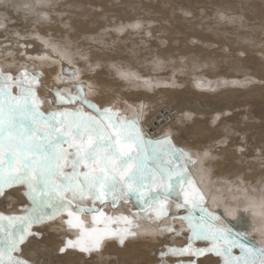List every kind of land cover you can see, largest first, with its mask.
<instances>
[{
    "label": "rangeland",
    "instance_id": "obj_1",
    "mask_svg": "<svg viewBox=\"0 0 264 264\" xmlns=\"http://www.w3.org/2000/svg\"><path fill=\"white\" fill-rule=\"evenodd\" d=\"M10 1L11 3L15 1L16 5H12ZM10 1L0 0V10H5L2 12L7 13L4 19H0V71L11 74L13 79L10 82V88L13 96L20 95V89L15 81L17 79L24 80L20 73L26 71L29 79L33 76L37 77L36 82L31 85L34 96L29 98V103L35 104L40 112L47 114L49 112L60 113L65 110L69 112L82 110L95 116V110L83 105L77 95L78 88L76 86L81 85L83 98L97 105L100 109L110 108L114 113L127 118L129 121L138 117L137 127L144 134L145 140H162L165 135H169L171 145L176 149L183 150L190 157L200 154L202 149L209 150L207 156L203 158L204 161L200 162L201 166L194 167L186 156L174 165V169L176 174H180L181 165H185L186 172L190 173V182L195 178L193 171H200L202 181H197V186L204 196L216 190L215 184L221 185L223 195L212 205L220 212L221 219L216 221L217 225L230 226L234 234H241L242 231L236 229L228 220L233 216L234 218L240 217L241 209L246 205V197L248 196L254 201H261L258 209L264 213V172L263 182L256 180L259 188L253 182L255 187H248V191L245 192L246 196L232 197L227 193L228 188H233L241 180L249 182L254 181L258 176L260 177L262 174L259 173V170H262L264 166V51L258 50L261 42H264V0H55L56 2L54 0H38L39 2L36 0L38 3L35 0ZM32 3L35 5L32 6ZM36 8L39 11H36ZM225 8L228 11L225 12L223 10ZM81 9H84V12L79 13ZM233 9V13L229 12ZM33 10H35L34 13ZM16 12H24L30 17L38 16L39 20H51V23L61 27V31L64 29L76 30V42L69 46L65 44L66 51L59 54L66 56L70 53L73 57L66 59L58 54H48L46 51H52L51 49L55 47L52 40H59L61 34L52 31L46 35L38 33V28L33 26L38 22L18 18ZM193 15L195 17L191 18ZM217 17H221L222 20ZM127 20L137 21V30H130L129 27H126L131 32L125 34V30H127L125 27L110 26ZM142 21H145L144 24L148 21L144 32H140L144 27ZM16 24L15 32L4 31L10 30L11 25ZM103 25H108V27H103ZM70 27H73L74 30L69 29ZM198 30L202 31L198 32ZM109 31L115 37L111 38L110 35L105 34ZM212 32H225L223 39L228 43V47H224L223 50L226 58H217L214 65H187L189 58L194 59V57L202 55L204 51H212L214 47L217 48L220 39L217 36H212ZM85 33L91 34L87 36ZM238 33L239 36H237ZM96 34H103V39L97 41L91 39V36H97ZM68 35L67 32H62L60 40H69ZM239 41L248 45L250 49L238 50L235 42ZM188 46L191 48L187 49ZM195 46L200 47V49L195 48ZM135 49L136 52H133ZM137 51L146 57V60L139 66L141 71L138 73H145L147 78H151L150 88H146L145 83H140L141 80L138 75L134 78L129 76L125 78L120 74L122 73L120 63L133 61ZM255 51L257 54L254 53ZM161 54L166 59L176 58V61L173 60L174 62H172L171 59L164 63L160 60L158 61L160 64L158 62L157 64L154 60ZM180 56L189 58L177 59ZM95 58H99V60ZM43 62H47L48 65ZM107 64L109 66L105 67ZM72 72H75V75H72ZM38 73L40 75L37 76ZM228 74L236 78L232 79L237 83L239 82V92L227 90L224 86L207 87L206 89L209 91L205 88L200 90L192 85L196 77L201 80H210L209 77L214 75L219 76L211 80L218 79L220 83H223L225 80L220 76ZM175 78L181 81H176ZM115 80L120 81V83L114 85ZM161 81H165L164 88H172L174 91H159ZM132 82L136 84L133 85L134 87H129V83ZM158 82L160 84H157ZM42 85H49L50 87L46 86L47 89L42 92ZM257 85L262 86L258 91L254 89ZM52 89L60 90L61 97L65 92L71 93L75 99L71 102H68L67 97L61 99ZM254 90L256 92H254L253 100L249 101L248 97L246 100L241 99L244 98L243 96H247L245 95L246 91L252 92ZM198 91H202L203 96L197 95ZM27 94L26 90L25 95ZM161 100L180 108L185 105V102H190L187 104L193 103L202 111L209 110L211 112L209 114L200 113L196 116L193 109L190 110V118L186 121V125L180 123L179 118L173 117L172 123L169 124L168 119L164 123L153 125L155 129L150 130V127L146 126V117L154 110L157 102L158 108H162L163 102H160ZM157 113L155 115H158ZM163 115L165 116V113ZM200 116L206 117L208 120L206 126L210 130L208 134L206 132L201 133V130L195 129L192 124L193 120ZM179 123L183 124L180 130L178 128ZM153 132L157 134H152ZM220 140L223 143H218ZM240 146V149H246L248 158H243L238 153L229 155L230 149ZM64 147L67 148L68 145L65 144ZM162 147L167 148L168 146ZM153 148L156 149L157 154H161V146L151 148L145 144L146 157L152 156ZM171 158V153H163L160 161L150 159L148 164L154 168L159 167ZM245 160L249 163L247 168L243 164ZM241 167L246 168L251 174L245 175ZM80 170L83 171L84 169L81 168ZM152 179L159 180L160 173L156 172ZM216 179L218 182H215ZM226 181L230 182L227 183ZM165 183H172V180L165 181ZM180 187L188 189V184L181 182ZM29 191L27 185L24 184L5 186L3 194H0V213L6 217L25 215V210L32 207L31 198L26 194ZM143 191L147 194V187ZM152 191H157L155 185H153ZM165 203L169 215L151 221L136 219L135 214L140 213L141 208L134 196L128 197L126 201L120 198L112 201L110 197L105 199L103 203L100 201L93 203L89 200L82 206L100 210L91 213H79L73 206L71 209L74 213L73 216H69L68 210H65L56 215L55 218L45 219L43 223L30 226L28 230L31 234L23 243L24 245L29 244V251H26L28 247L24 246L26 249L23 251V258L27 259L30 264H68L69 259H73L74 264L160 263L159 253L165 245L176 248L186 247L189 243L188 237L191 235L188 221L181 219V217L189 215V209H177L175 197ZM156 206L159 207V205ZM204 207L206 208L205 205ZM102 215L113 218L108 225L111 229L129 227L126 222L115 219L120 216H128L135 224H139V227L131 228V231H134L136 235H126L123 243L120 242L118 236H111L106 239L115 241L118 248L142 246L143 252L131 258L125 255L120 258L119 252L107 250L102 257H96L94 252L97 251L80 254L82 251L79 248L68 245V241L75 242L70 239L72 233L74 234L78 230L75 233L76 239L80 234L79 228L69 226L68 220L75 223L76 217H79L85 222L86 227H91L93 217L100 218ZM141 215L143 214L141 213ZM148 215L155 216V212L150 210ZM192 215L195 219L201 213L197 209ZM258 216L259 218L262 217L258 213L251 214L248 219L253 225L243 229L247 233L245 234L248 237L249 246L257 248L264 247V221H261L260 224ZM5 223L7 222L5 221ZM167 225H171L175 231H158L160 226ZM96 226L103 228L104 224L101 223ZM165 235H170L168 242L160 241V239H164ZM156 236L159 238L155 239ZM147 238H151V240H147ZM237 238L241 239L242 237L238 235ZM56 240L58 241L54 242ZM128 240H130L129 243H127ZM55 243L57 245L54 248ZM193 247L210 248L212 242L194 240ZM77 255H81L77 257L79 262L76 259ZM232 255L233 257H241V250L233 248ZM184 258L193 264H223V256L217 255L215 252H205L202 255L185 253L173 256L169 254L164 259L167 264H178Z\"/></svg>",
    "mask_w": 264,
    "mask_h": 264
},
{
    "label": "snow or ice",
    "instance_id": "obj_2",
    "mask_svg": "<svg viewBox=\"0 0 264 264\" xmlns=\"http://www.w3.org/2000/svg\"><path fill=\"white\" fill-rule=\"evenodd\" d=\"M20 75L24 80L15 81L20 95L13 96L11 74L0 71V194L5 186L27 185L30 191L26 194L31 198L32 207L27 208L23 216L6 217L0 213V264H30L23 258L21 244L31 234L28 229L32 224L55 218L65 210L73 216V206L79 213L100 211L82 206L89 200L103 203L110 197L112 201L117 198L126 201L130 196L140 204L141 212L135 214L136 219L151 221L168 216L165 202L173 197L177 209H189V215L181 217L188 221L189 243L183 248L165 245L159 253L160 264H167L164 258L169 254L202 255L205 252L223 256V264H257V261L264 264V247L249 246L246 234H234L230 226L217 225L216 221L221 217L204 207L205 198L199 190L180 187L181 182L190 183V173L186 172L185 165H181V173L176 174L174 165L186 156L189 162L192 161L187 153L171 145L169 135L162 140H145L137 127L138 117L129 121L110 108L100 109L83 98L81 85L76 86L77 95L83 105L95 110V116L82 110L40 112L35 104L29 103V98L34 96L31 85L37 77L29 79L26 71ZM52 91L61 99L67 97L68 102L75 99L71 93L65 92L61 97L60 90ZM145 144L161 146V154L153 148L152 156L146 157ZM164 145L168 147L163 148ZM163 153H171L172 158L159 167L148 164L150 159L160 161ZM156 172L160 173L159 180L152 179ZM169 180L172 183H165ZM153 185L157 188L155 192L152 191ZM145 187L147 194L143 191ZM197 209L201 215L194 219L192 213ZM150 210L155 216L148 215ZM112 219L103 215L93 217L91 227H86L79 217L75 223L68 220L69 226L80 230L76 241H68V245L84 252L99 251L108 237L118 236L123 243L126 235H136L131 228L139 227V224L128 216L115 218L129 225L124 229L109 228ZM101 223L103 228L96 226ZM158 231L175 230L167 225L160 226ZM238 235L242 238L238 239ZM194 240L211 241L212 247L194 248ZM233 248L241 250L243 259L233 257Z\"/></svg>",
    "mask_w": 264,
    "mask_h": 264
},
{
    "label": "bare ground",
    "instance_id": "obj_3",
    "mask_svg": "<svg viewBox=\"0 0 264 264\" xmlns=\"http://www.w3.org/2000/svg\"><path fill=\"white\" fill-rule=\"evenodd\" d=\"M10 1V0H9ZM36 1V0H35ZM34 1V2H35ZM38 1V0H37ZM36 1V2H37ZM58 1V0H57ZM245 1V0H244ZM18 2V1H17ZM39 2V1H38ZM37 2V3H38ZM54 2H56L55 0H54ZM238 2V1H237ZM10 3H11V1H10ZM9 2H8V4H10ZM12 5H16V3H15V1H14V3L12 2L11 3ZM10 4V6H12ZM115 4V3H114ZM132 4V3H131ZM23 5V4H22ZM24 5H25V3H24ZM35 5V3H32V6H34ZM37 5V4H36ZM49 5V4H48ZM52 5V4H51ZM56 5V4H55ZM117 5H119V4H117ZM133 5H134V3H133ZM237 5H238V3H237ZM243 5H245V4H243ZM40 6V5H39ZM53 6V5H52ZM60 6V5H59ZM76 6V5H75ZM234 6V5H233ZM5 7V6H4ZM20 7V6H19ZM18 7V8H19ZM22 7V6H21ZM36 7V6H35ZM62 7V6H61ZM60 7V8H61ZM74 7V6H73ZM231 7V6H230ZM229 7V8H230ZM239 7V6H238ZM8 8V7H7ZM12 8V7H11ZM14 8V7H13ZM17 8V7H16ZM41 8V7H40ZM60 8H58V9H60ZM65 8V7H64ZM63 8V9H64ZM137 8V7H136ZM30 9V8H29ZM135 9V8H134ZM155 9H157V8H155ZM236 9V8H235ZM239 9H241V8H239ZM36 11H39L38 10V8H36L35 9ZM35 10H33V13H34V11ZM61 10V9H60ZM225 12L226 11H228V9L227 8H225V9H223ZM2 11H5V10H0V19H4L5 17V15L7 14V13H4V12H2ZM31 11H32V9H31ZM86 11V10H85ZM149 11V10H148ZM163 11H165V10H163ZM248 11V10H247ZM30 12V11H29ZM82 12H84V9H81V11L79 12V13H82ZM229 12H231V13H233L234 12V9L233 10H229ZM58 13H60V12H58ZM61 13H62V11H61ZM79 13H78V15H79ZM145 13V12H144ZM239 13V12H238ZM16 14H17V17L18 18H24V19H26V20H30V21H34V22H38V23H35L36 25H33V26H35L36 27V29H37V31H38V33L40 32V33H43V34H45L46 35V33H50L51 31L52 32H59L60 34H61V36H60V38L62 37V32H67L69 35H68V37H69V40H67V41H65V40H63V39H61L60 40V38H59V40H52V42H53V45L55 46L54 47V49H51L52 51H46L48 54L49 53H54V54H63L66 50H65V44H67L68 46L69 45H71L72 43H75L76 42V34H77V31L76 30H74V28L73 27H70L69 29H72V30H74V31H69V30H67V29H64L63 31H61V27L59 26V25H57V24H53V23H51L50 21L51 20H49V21H44V20H39V18H38V16L37 15H35V16H37V17H30V15L29 16H27L26 14H24V12H16ZM240 14V13H239ZM80 16V15H79ZM8 17V16H7ZM78 17V16H77ZM193 17H195V15H193L191 18H193ZM229 17V16H228ZM51 18V17H50ZM217 18H219L220 20H222L221 19V17H217ZM230 19H231V17H229ZM233 18V17H232ZM135 19V18H134ZM188 19V18H187ZM234 20V19H233ZM241 20V19H240ZM245 20V19H244ZM2 21V23H3V20H1ZM146 21V20H145ZM145 21L143 22V24L145 23ZM195 21H197L198 22V20H195ZM235 21V20H234ZM224 22V21H223ZM236 22V21H235ZM1 23V22H0ZM137 21L135 22V21H133V20H127V21H123V22H119V24L117 23H115V25H110V26H114L115 28H121V27H129V29L131 30V29H135V30H137L136 29V27H137ZM147 23H148V21H147ZM146 23V24H147ZM146 24H144V27L140 30V32H144V30L146 29L145 28V25ZM243 24H244V22H243ZM148 25V24H147ZM72 26V25H71ZM16 27H17V24L16 25H14V26H12L11 25V29L10 30H4V31H7V32H15L16 31ZM27 27V26H26ZM103 27H108V25H103ZM42 28V29H41ZM127 30H125V34H128L129 32H131L128 28H126ZM107 30V29H106ZM117 30V29H116ZM76 31V32H75ZM202 30H198V32H201ZM197 32V33H198ZM116 33H118V32H116ZM224 33L225 32H221V33H215V32H212V36H217V38H219L220 40L218 41V46H217V48L216 47H214L213 49H212V51L211 50H207V51H204L203 53H202V55H200L199 57H194V59H191V58H189V57H186V56H180L179 58H177V59H190L188 62H187V65H191V66H200L201 64H202V66L203 65H205V64H207V65H209V64H212V65H214L215 63H216V61H217V58H221L222 59V57H224V56H226L225 55V52H224V50H223V48L224 47H228V43L223 39V36H224ZM241 33V32H240ZM64 34H66V33H64ZM86 34V33H85ZM91 33H89L87 36H89ZM105 34L106 35H110L111 36V38H113V37H115V36H113V34H112V32L111 31H109V32H105ZM97 36H94V37H92L91 36V39H93L94 41H97V40H102L103 39V34H96ZM28 36V35H27ZM65 36V35H64ZM237 36H239V33H238V35ZM245 36V35H244ZM31 37V36H30ZM67 37V36H66ZM237 38V37H236ZM247 38H249V37H247ZM231 39V38H230ZM254 39V38H253ZM227 40V39H226ZM234 43V42H233ZM260 43V42H259ZM262 44L260 45V47L258 48V50L260 49L261 50V52L262 51H264V42H261ZM235 46H236V48L238 49V50H240V49H244V50H249L250 49V47H248V45H246V44H244L243 42H241V41H239V42H235ZM213 45V44H212ZM67 46V47H68ZM251 46H253V45H251ZM52 47V46H51ZM189 48H191V47H187V49H189ZM195 48H197V49H200V47H198V46H195ZM252 49L254 48V47H251ZM251 49V50H252ZM256 50V49H255ZM132 52V51H131ZM133 52H136V49L135 50H133ZM236 52V51H235ZM239 52V51H238ZM255 54H257L256 53V51L254 52ZM66 54V53H65ZM52 55V54H51ZM59 56H61V57H64V58H66V59H71L73 56L69 53L68 55H59ZM133 56V55H132ZM131 56V57H132ZM224 58H226V57H224ZM223 58V59H224ZM66 59H64V60H66ZM95 59H97V60H99V58H95ZM172 58H170V59H166L165 57H162V54H161V56H158L155 60H154V62H158V61H162V62H167V60L168 61H170ZM259 59V58H258ZM133 61H124L123 63L121 62L120 64H121V72L123 73H120L121 74V76L122 77H125V78H127V76H129V77H131V78H134L136 75H138V77L140 78V80H141V84H143V83H145V86H146V88H150V86H151V83H152V80H151V78H147L146 77V75L147 74H145V73H138L139 71H141V69L139 68V66L146 60V57L144 56V55H141L140 53H138V51H137V53H136V55H135V57H133V59H132ZM176 61V58L174 59H172V62H174V61ZM229 60V59H228ZM91 61V60H90ZM186 61V60H185ZM153 62V61H152ZM43 63H46L47 64V62H43ZM159 63V62H158ZM157 63V64H158ZM160 64V63H159ZM48 65V64H47ZM107 66H109V64H107L105 67H107ZM156 66V65H155ZM158 66V65H157ZM156 69H158V68H156ZM44 72V71H43ZM45 73V72H44ZM234 73V72H233ZM242 75H244L243 73H242ZM146 77L145 79L143 78V77ZM219 75H214V76H211V77H209L210 78V80H201V79H199L198 77H196V78H194V81L192 82V85H194L195 87L194 88H198V89H200V90H203V88H207V87H216V88H218V87H222V86H224L225 88H227V90H233V91H235V92H239V89H240V85H239V82L237 83L235 80H233L232 78H234L232 75L230 76L229 74L228 75H223V76H220V77H223L224 78V82L223 83H220V80H218V79H216V80H211V79H213L214 77H218ZM130 79V78H129ZM228 79V81H226ZM234 79H236V78H234ZM53 80H55V79H53ZM175 80L176 81H181L180 79H176L175 78ZM256 80V79H255ZM215 81V82H214ZM258 81V80H257ZM56 82V81H55ZM143 82V83H142ZM162 82V81H161ZM245 82V81H244ZM120 83V81H118V80H115V82H113V84L114 85H118ZM165 83V81H163L162 82V84H161V86H160V88H159V91H174L172 88H164V84ZM241 83H242V81H241ZM136 83L135 82H132V83H129V87H131V86H133V85H135ZM140 84V85H141ZM157 84H160L159 82L157 83ZM139 85V84H138ZM248 85V84H247ZM247 85H245V86H247ZM46 86H48V87H50L49 85H46ZM46 86H44V85H42V88H43V90H42V92L45 90V89H47V87ZM134 87V86H133ZM241 87L243 88V85H241ZM262 86H260V85H257V86H255V90L256 91H258L260 88H261ZM69 89V88H68ZM152 89V88H151ZM148 90V89H147ZM176 90V89H175ZM197 90V89H196ZM207 90V89H206ZM252 91V92H247L246 91V93H245V95H247L246 97L245 96H243L244 98H241V99H244V100H246V99H248L249 98V101L250 100H253L254 99V97H255V95H254V92H256V91ZM68 91V90H67ZM207 91H209V90H207ZM130 92V91H129ZM199 93H197V95H199V96H203V92L202 91H198ZM222 92V91H221ZM242 92V91H241ZM244 92V91H243ZM40 93V92H39ZM47 94V93H46ZM148 94V93H147ZM243 95V94H242ZM146 96V95H145ZM240 96H241V94H240ZM242 97V96H241ZM248 97V98H247ZM160 102H163V106H162V108L160 109V108H158V102L155 104V108H154V110L152 111V112H150L148 115H147V117H146V126H148V127H150V130H153V129H155V128H153L154 126L153 125H155V124H160V123H164V122H166V121H168V119H169V124H170V122L172 123V118L174 117L175 119L176 118H179V122L180 123H183L184 125H186L187 124V120L190 118V110H195L194 112H196V116H198V114H200V113H204V114H209V112H211V111H209V110H206V111H202L198 106H196L195 104H190V105H188L187 103H190V102H185V105L182 107V108H180L179 106H172L169 102H167V101H165V100H161ZM53 108V107H52ZM145 108H147L146 106H145ZM173 111V112H172ZM202 111V112H201ZM158 112V113H157ZM161 112V113H160ZM158 114V115H155V114ZM160 113V114H159ZM163 113H165V116L163 115ZM218 114V113H217ZM219 115V114H218ZM207 122H208V120H207V118L206 117H203V116H200V117H197V118H195L194 120H193V122H192V124L194 125V127H195V129H200L201 130V133H203V132H206V134H208V131H210L209 129H208V127H206L208 124H207ZM179 123V124H180ZM166 124H168V123H166ZM183 124L181 125L180 124V126L178 127L179 128V130L181 129V127L183 126ZM157 126V125H156ZM160 132V131H159ZM158 132V133H159ZM152 134H157V133H155V132H153ZM150 141H155V140H153V139H149ZM218 143H223V141L222 140H220V141H218ZM147 146L148 147H153V146H155V145H153V144H147ZM241 148V146L239 147V148H235V149H230V153H229V155H232V154H236V153H238V154H240V156H242L243 158H248L249 156L246 154V149L245 150H242V149H240ZM201 152H200V154H195V155H193V156H191V159H192V162H191V165H193L194 167H199V165L201 166L202 164L200 163L201 161H204V157H206L207 156V154L209 153V150H207V149H202V150H200ZM252 158V157H251ZM254 160V159H253ZM251 163V162H250ZM263 163V162H262ZM243 164H245L246 165V168L249 166V163H248V161L247 160H245V162L243 163ZM242 164V165H243ZM252 164V163H251ZM188 167V166H187ZM241 168H243V173L245 174V175H247V174H251V173H249V171L248 170H246V168H244V167H241ZM242 170V169H241ZM263 172H264V166L262 167V170H259V173H261L262 175H260V177L258 176V178H255L254 179V181H249V180H247V181H249V182H245V181H243V180H241V181H239L238 183H236L235 184V186L233 187V188H228L227 189V193H228V195L229 196H232V197H235V196H237V195H245V192H247L248 190H247V188L249 187H252V186H254L253 185V182H255V185H257L256 183V180L257 181H259V182H263ZM192 173V172H191ZM193 173H194V176H195V178H193L192 179V181L190 182V183H187L188 184V189L189 188H192V187H194V188H196V189H198L199 190V192H200V189H199V187L197 186V181L199 182V181H202V173L200 172V171H197V170H194L193 171ZM248 176V175H247ZM261 177H262V180H261ZM215 182H218V179H216L215 180ZM227 183L228 182H230V181H226ZM226 184V183H225ZM263 185H264V183H263ZM259 186H261V185H259ZM255 187V186H254ZM215 188H216V190H214L212 193H209L208 195H206V196H204V205L206 206V208L208 209V211H210V212H215V213H217L218 215H219V211L214 207V206H212L214 203H216L219 199H220V197L223 195V191L221 190V185H218V184H215ZM257 188H259L258 187V185H257ZM257 188H255V189H257ZM238 189H240L238 192H237V190ZM254 189V188H253ZM260 191V190H259ZM219 193V194H218ZM246 196V195H245ZM260 196V195H259ZM252 197V196H251ZM261 197V196H260ZM258 198V199H261V198ZM263 197V196H262ZM256 198V199H257ZM246 199H247V203H246V205L241 209L242 211L240 212V217H236V218H234V216L231 218V219H229L228 221L236 228V229H238V230H240V231H242L241 232V234H245L246 233V231L244 232L243 231V229H245V228H247V226L249 227V226H251V225H253L252 223H251V220L250 219H248V217L251 215V214H254V213H258V214H261L262 215V217H260L259 218V216L257 217L258 218V221H260L259 223L261 224V221H264V213H262L261 212V210L259 211V209H258V205H260V200H256V201H254V200H252V199H250L249 198V196L248 197H246ZM260 208V207H259ZM264 212V211H263ZM222 213V212H221ZM248 219V220H245V219ZM256 218V217H255ZM257 220V219H256ZM177 221V220H176ZM7 222V221H6ZM229 223V224H230ZM173 225H175V224H173ZM177 225V224H176ZM51 226V225H50ZM234 228V229H235ZM253 229V228H252ZM261 230V229H260ZM78 231V230H77ZM77 231L75 232V233H77ZM264 231V230H263ZM248 232H249V230H248ZM262 232V231H261ZM71 234L72 236L70 237V239L72 240H74V241H76V234ZM247 234V233H246ZM175 237V236H174ZM159 237L158 236H156V238L155 239H158ZM169 238H170V235H165V237H164V239H160V241L161 240H164V241H167L168 242V240H169ZM172 238H173V236H172ZM183 238V237H182ZM149 238H147V240H148ZM149 240H151V238L149 239ZM184 240H185V238H184ZM58 240H56V241H54V242H57ZM130 242V240H128L127 241V243H129ZM56 245H57V243H55V245H53L54 246V248L56 247ZM102 246H101V249H100V252L99 251H97V252H94L95 254H96V257H98V256H100V257H102V255L103 254H105V252L107 251V250H111V251H114V252H119V257L121 258V257H123L124 255L125 256H127V257H133L134 255H138V254H140V253H142L143 252V250H144V248L142 247V246H137V245H135V246H130V247H126V248H124V247H122V248H118V247H116V243H115V241H113V240H108V239H105L103 242H102V244H101ZM24 246H26V247H28L27 248V250L26 251H29V244H26V245H22L21 246V248L23 249V251H25V247ZM24 253V252H23ZM80 254H85V252L84 251H82ZM79 256H81V255H77L76 256V259H77V257H79ZM157 260V259H156ZM74 260L72 259H69V263L68 264H74V262H73ZM158 261V260H157ZM77 262H79V259H77ZM159 262H160V260H159ZM180 262H182V264H193V263H190V262H187L186 261V259L184 258V259H182ZM79 264V263H78ZM156 264H160V263H158V262H156ZM178 264H180V263H178Z\"/></svg>",
    "mask_w": 264,
    "mask_h": 264
}]
</instances>
